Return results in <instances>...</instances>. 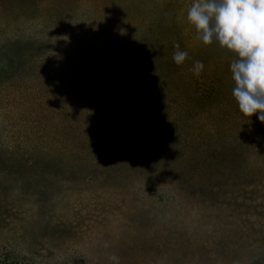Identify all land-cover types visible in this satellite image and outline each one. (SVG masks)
Masks as SVG:
<instances>
[{
	"label": "rangeland",
	"instance_id": "rangeland-1",
	"mask_svg": "<svg viewBox=\"0 0 264 264\" xmlns=\"http://www.w3.org/2000/svg\"><path fill=\"white\" fill-rule=\"evenodd\" d=\"M191 2L147 0L160 9L162 38L191 58L177 74L191 86H232L230 54L198 42L186 20ZM10 57L0 46V264H112L111 254L119 264H264V162H252L255 152L226 148L219 161L182 163L148 141L113 146L105 130V148L93 138L80 163L41 155L20 130L29 112L1 97ZM194 60L204 63L198 77Z\"/></svg>",
	"mask_w": 264,
	"mask_h": 264
},
{
	"label": "trees",
	"instance_id": "trees-1",
	"mask_svg": "<svg viewBox=\"0 0 264 264\" xmlns=\"http://www.w3.org/2000/svg\"><path fill=\"white\" fill-rule=\"evenodd\" d=\"M159 14L147 0H0V46L11 54L1 97L29 112L20 130L34 149L80 163L109 130L113 146L148 141L182 163L219 161L226 148L264 162V122L239 111L232 86L179 77Z\"/></svg>",
	"mask_w": 264,
	"mask_h": 264
},
{
	"label": "clouds",
	"instance_id": "clouds-1",
	"mask_svg": "<svg viewBox=\"0 0 264 264\" xmlns=\"http://www.w3.org/2000/svg\"><path fill=\"white\" fill-rule=\"evenodd\" d=\"M186 20L198 42L230 54L231 94L238 109L264 122V0H192ZM173 48L175 64L191 59L179 43L174 42ZM203 70L201 60H194L189 69L197 77ZM108 260L119 264L115 254Z\"/></svg>",
	"mask_w": 264,
	"mask_h": 264
}]
</instances>
